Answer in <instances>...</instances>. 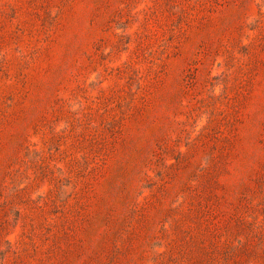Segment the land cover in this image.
I'll return each instance as SVG.
<instances>
[{
  "label": "rangeland",
  "instance_id": "obj_1",
  "mask_svg": "<svg viewBox=\"0 0 264 264\" xmlns=\"http://www.w3.org/2000/svg\"><path fill=\"white\" fill-rule=\"evenodd\" d=\"M0 264H264V0H0Z\"/></svg>",
  "mask_w": 264,
  "mask_h": 264
}]
</instances>
